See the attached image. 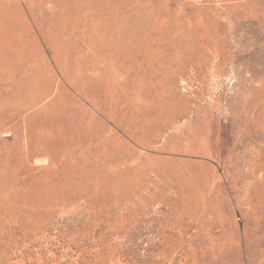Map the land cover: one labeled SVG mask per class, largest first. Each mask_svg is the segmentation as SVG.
<instances>
[{"label": "rangeland", "instance_id": "rangeland-1", "mask_svg": "<svg viewBox=\"0 0 264 264\" xmlns=\"http://www.w3.org/2000/svg\"><path fill=\"white\" fill-rule=\"evenodd\" d=\"M51 1L0 0V264H264V0Z\"/></svg>", "mask_w": 264, "mask_h": 264}, {"label": "bare ground", "instance_id": "bare-ground-1", "mask_svg": "<svg viewBox=\"0 0 264 264\" xmlns=\"http://www.w3.org/2000/svg\"><path fill=\"white\" fill-rule=\"evenodd\" d=\"M51 3L54 5V7H58V9L61 10V12H59L60 17H56V20L53 19V21H55V28L57 29V32L59 30L62 31L63 28H65L68 25V22L66 21L65 16H64L65 13L73 12L76 7H83L84 6V5L79 6L76 3H72V0H58V1H51ZM115 17H117V16H115ZM57 20H60V21H57ZM92 69H95L94 65L92 66ZM4 108H0V125H2L3 121L6 118L2 115V111ZM4 110H6V109H4ZM41 130H44V131L37 133L36 139L41 146L42 145L47 146V148H48L49 145L54 144L56 141V139H54V132H47V131H52V127H49L48 125H45L44 128H41ZM45 130H47V131H45ZM3 182H4V180H3ZM5 189H7V187H5Z\"/></svg>", "mask_w": 264, "mask_h": 264}]
</instances>
